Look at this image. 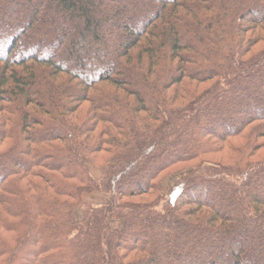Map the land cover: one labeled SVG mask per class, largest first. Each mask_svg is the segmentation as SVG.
<instances>
[{
  "label": "trees",
  "instance_id": "obj_1",
  "mask_svg": "<svg viewBox=\"0 0 264 264\" xmlns=\"http://www.w3.org/2000/svg\"><path fill=\"white\" fill-rule=\"evenodd\" d=\"M263 79L264 0H0V264H264Z\"/></svg>",
  "mask_w": 264,
  "mask_h": 264
},
{
  "label": "rangeland",
  "instance_id": "obj_2",
  "mask_svg": "<svg viewBox=\"0 0 264 264\" xmlns=\"http://www.w3.org/2000/svg\"><path fill=\"white\" fill-rule=\"evenodd\" d=\"M262 84H264V79L262 80V81H260V82H257V81H254V83H253V88H251L252 90H254V91H261V90H263V86H262ZM209 85H204V86H202V88L204 89V88H207ZM249 90V89H248ZM244 89H239L238 90V92H239V94L241 95V97L244 99ZM242 99V100H243ZM225 107H227V106H235V105H233V104H231L230 102H226V104L224 105ZM89 107V105L88 104H85V106H84V110H81V113H84L86 110L85 109H87ZM215 112V111H214ZM232 116L234 117V118H236L237 119V116H235V114H232ZM217 132L218 133H221L222 131L221 130H217ZM261 141H264V140H261ZM243 139H238V140H235L234 141V143L236 144V145H243ZM212 157V158H211ZM210 157V160L211 161H218V160H221L224 164H228L229 162L227 161V159H226V157H227V152L226 151H224L223 153H221V154H219V155H216V156H211ZM264 159V147H261L259 150H257V152H256V154H255V156H254V158H253V160H255V161H259V160H263ZM98 164L100 165L101 164V161H98ZM178 168H176V169H173V170H170V172H173V171H175V170H177ZM94 175L97 177V178H99V177H101V171L100 170H98V169H95L94 168ZM169 184L170 183H168V184H165L167 187L169 186ZM233 199V197L232 196H229L227 199H226V202H223L222 203V206H220V210L222 211V212H226V210L224 209V208H227V204L229 205V201H231ZM106 200V197H104L103 195H101V194H93V195H86L85 197H84V201L86 202V203H102V202H104ZM213 200V199H212ZM153 201V199L152 198H150V197H146V196H137V197H133V198H130V199H127V200H124V202H129V203H133V204H145V203H151ZM120 226V225H119ZM188 234V232L187 231H185L183 228H179L177 231H175L174 232V234ZM129 241V240H128ZM207 242H209V241H207ZM242 244V243H241ZM161 247L162 248H165V246L164 245H161ZM215 249H219L220 248V245L219 244H217L215 247H214ZM224 250H226V251H228V250H230L228 247L227 248H225ZM162 259V257H160V260ZM255 260V262L257 261L256 259H254ZM229 263H230V260L228 261ZM254 262V261H253Z\"/></svg>",
  "mask_w": 264,
  "mask_h": 264
}]
</instances>
